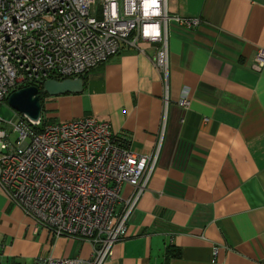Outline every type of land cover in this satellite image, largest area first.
<instances>
[{
  "label": "crops",
  "instance_id": "0c3cea01",
  "mask_svg": "<svg viewBox=\"0 0 264 264\" xmlns=\"http://www.w3.org/2000/svg\"><path fill=\"white\" fill-rule=\"evenodd\" d=\"M167 9L201 19L191 30L168 23L167 87L150 60L158 44L138 39L81 76V92L45 94L40 116L106 121L142 153L160 144L103 264H264V66H253L264 0H167ZM91 253L88 241L36 225L0 188V264Z\"/></svg>",
  "mask_w": 264,
  "mask_h": 264
},
{
  "label": "built area",
  "instance_id": "2783aa9c",
  "mask_svg": "<svg viewBox=\"0 0 264 264\" xmlns=\"http://www.w3.org/2000/svg\"><path fill=\"white\" fill-rule=\"evenodd\" d=\"M170 21L191 30L201 19L170 14L167 0H0V104L18 88L42 90L47 79L81 77L138 39L158 44L150 60L167 87ZM253 66H264V48ZM189 103L187 95L178 100L184 108ZM15 113L10 120L0 115L2 192L54 236L92 246L87 259L38 264H103L146 189L160 144L151 153L135 151L126 136L92 116L39 129L41 116ZM123 185L131 188L128 197L121 194ZM217 251L212 247V260Z\"/></svg>",
  "mask_w": 264,
  "mask_h": 264
},
{
  "label": "water",
  "instance_id": "95a60500",
  "mask_svg": "<svg viewBox=\"0 0 264 264\" xmlns=\"http://www.w3.org/2000/svg\"><path fill=\"white\" fill-rule=\"evenodd\" d=\"M84 81L81 77L62 80L47 79L43 82L42 91L54 96L64 93H77L83 90ZM7 103L19 114L30 120H38L41 113V100L38 88L34 85L24 86L12 91Z\"/></svg>",
  "mask_w": 264,
  "mask_h": 264
},
{
  "label": "rangeland",
  "instance_id": "374dc122",
  "mask_svg": "<svg viewBox=\"0 0 264 264\" xmlns=\"http://www.w3.org/2000/svg\"><path fill=\"white\" fill-rule=\"evenodd\" d=\"M16 111L7 103V101H5L4 103L0 104V115L1 117H3L5 120H10V119H15V113ZM44 113V112H43ZM42 114V116H44ZM43 121H42V125H50L52 122L47 121L45 117H42ZM9 130V126L6 127ZM12 139H14V136L11 137Z\"/></svg>",
  "mask_w": 264,
  "mask_h": 264
},
{
  "label": "trees",
  "instance_id": "16d2710c",
  "mask_svg": "<svg viewBox=\"0 0 264 264\" xmlns=\"http://www.w3.org/2000/svg\"><path fill=\"white\" fill-rule=\"evenodd\" d=\"M38 92H39L40 100H42L43 96H44L46 93L43 92L41 89H39ZM41 104H42V101H41ZM42 121H43V119H42V117H41V127H39V129H41V128L44 126V125H42ZM169 255H171V253H170ZM169 255L166 254V256H169Z\"/></svg>",
  "mask_w": 264,
  "mask_h": 264
}]
</instances>
